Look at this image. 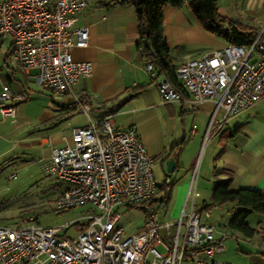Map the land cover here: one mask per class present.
Masks as SVG:
<instances>
[{"label":"built area","instance_id":"built-area-1","mask_svg":"<svg viewBox=\"0 0 264 264\" xmlns=\"http://www.w3.org/2000/svg\"><path fill=\"white\" fill-rule=\"evenodd\" d=\"M88 4L89 0H0V43L12 40L16 64L31 71L35 82L52 94L72 95L86 112L89 102L77 95L75 84L92 73L93 64L76 60L71 48L89 44V24L79 23V13ZM152 67L149 62L147 68ZM176 74L186 95L163 78L157 82L162 101H183L195 108L213 100L204 135L214 134L229 116L264 98V24L250 44L227 42L181 61ZM17 98L4 82L3 118L16 121ZM154 161L137 128L116 126L111 114L71 126L65 142L51 146L47 170L65 182L55 205L68 209L89 204L93 211L83 215L84 221L54 226L38 224L34 213L14 225L0 223V264H234L214 258L223 250L226 236L222 232L219 238L216 224L208 219L216 205L196 210L192 203L190 210L183 208L174 234L172 223L159 220L151 202L158 194ZM198 195L191 187L187 200ZM122 205L145 211L135 234L119 223ZM82 222L86 224L75 236L68 233L71 225Z\"/></svg>","mask_w":264,"mask_h":264},{"label":"crops","instance_id":"crops-1","mask_svg":"<svg viewBox=\"0 0 264 264\" xmlns=\"http://www.w3.org/2000/svg\"><path fill=\"white\" fill-rule=\"evenodd\" d=\"M242 3L245 16L254 20V16H261L254 25L246 23L259 30L264 24V0H243ZM219 12L229 15L220 1ZM163 18L164 33L176 64L227 43L201 25L188 2L180 6L167 4ZM79 23L89 24V44L85 47L74 45L71 51L76 60L91 61L93 69L89 76L79 78L75 91L77 95L87 98L89 109L87 112L81 109L70 94L57 96L58 117H70L83 111L87 121L77 125H85L90 118L111 114L116 126H135L155 161H161L165 174L162 182L156 178L158 194H163L166 178H169V189H173L174 172L180 168L185 175L193 168L195 158L186 156L200 147L214 108L213 100L206 99L195 108H190L183 101H162L157 82L166 75L154 63L152 69L147 68L151 59L139 44L135 5L121 4L119 0H89L88 6L79 13ZM11 59L12 40L7 39L0 43V91L2 84H10L17 73L22 72L27 82L34 79L31 71L13 65ZM18 83L14 89L20 97L15 100L16 104L27 95L25 83L20 79ZM262 100L264 98L242 112L229 116L222 128L212 134L211 141L217 149L220 148V153L213 169L206 173V178L211 180V189L216 181L230 179L233 188L248 187L264 192V108L259 104ZM68 107H76L77 110L69 113ZM1 117L0 114V125L5 119ZM196 118L200 119V128H190L189 121ZM71 126L64 127L63 133L58 131L43 138L44 143L48 140L51 143L50 157L51 146L63 144L70 135ZM2 135L0 127V157L8 151V142L2 139ZM170 152L171 156L167 157ZM170 158H175L177 164L172 175L168 176L167 161ZM191 187L198 191L195 182L184 180L180 184V189L187 192L185 209ZM234 207L232 203L231 212Z\"/></svg>","mask_w":264,"mask_h":264},{"label":"rangeland","instance_id":"rangeland-1","mask_svg":"<svg viewBox=\"0 0 264 264\" xmlns=\"http://www.w3.org/2000/svg\"><path fill=\"white\" fill-rule=\"evenodd\" d=\"M219 1L229 13L226 16L238 23L254 25L261 17L256 15L254 20L245 16L242 13L243 0ZM5 45L7 46V44ZM2 48L4 49V47ZM174 58L173 56V61H175ZM11 62L16 65L14 59H11ZM15 77L25 83L27 95L17 104L16 121H12L8 117L5 119L1 117L4 119L0 125L3 130L2 139L7 140L8 151L0 157V223L14 225L29 213H34L37 216V223L42 226L60 225L73 220L84 221L83 215L93 211L89 204L68 209L56 208L55 199L65 182L47 170L51 158L49 153L51 143L49 140L44 143L43 138L58 131L63 133L64 127L84 124L87 121V116L83 111H79L70 117H58L60 110L55 102L57 96H53L54 94L52 95L48 89L37 84L34 79L27 82L22 72L17 73ZM15 79L10 82V87L13 90L19 85L18 79ZM259 104L264 108V100ZM90 113L92 114L91 111ZM199 123V118L191 119L189 127L198 129L200 128ZM211 138L212 135H204L198 150L187 154V158H195L192 170L185 175H183L184 170L180 168L174 172L175 184L173 189H170L171 196L168 203H163L160 200L163 194H157L158 201L154 202V205L159 211V220L173 224L171 234L175 232L176 223L186 200L185 193L187 192L184 193V190L180 189L181 182L184 180L195 182L199 191V195L194 200L192 196L188 200L187 211L191 209L192 203L194 209L200 210L211 201V180L206 178V173L213 169L220 153V148L215 147ZM160 164L161 161L156 160L153 168L156 178L162 182L165 173ZM14 172H17L16 177L11 176ZM231 204L229 202L214 206L211 216L208 218L210 222L216 224V235L219 238H221L222 232H226L223 239L224 248L214 258L234 264H264V213L252 212L248 216L249 224L256 227L257 232L253 236H247L228 226L232 215ZM119 210L122 213L119 223L126 228L127 233L138 232L144 223V209L122 205ZM260 221L262 222L260 223ZM78 229L79 225L75 223L71 225L68 233L75 236ZM162 231L163 236L167 237L165 230Z\"/></svg>","mask_w":264,"mask_h":264},{"label":"trees","instance_id":"trees-1","mask_svg":"<svg viewBox=\"0 0 264 264\" xmlns=\"http://www.w3.org/2000/svg\"><path fill=\"white\" fill-rule=\"evenodd\" d=\"M188 2L193 14L201 25L213 34L223 38L227 42L248 45L257 36L258 29L232 20L219 12V0H119L121 4H133L136 7L139 44L143 52L148 54L151 63H154L160 71L164 72L175 87L186 95L176 74L177 64L170 54V46L164 33V8L167 4L180 6ZM68 112L76 111V107H68ZM172 152L167 154L171 156ZM171 193L169 187L163 186V203H168ZM158 201L154 197L151 202ZM234 203L235 207L228 221V226L239 230L247 236H253L257 228L250 225L248 216L252 212L264 213V192L248 187H231L230 179L216 181L211 189V201L202 208L212 205ZM201 208V209H202ZM86 223H78L84 227Z\"/></svg>","mask_w":264,"mask_h":264},{"label":"water","instance_id":"water-1","mask_svg":"<svg viewBox=\"0 0 264 264\" xmlns=\"http://www.w3.org/2000/svg\"><path fill=\"white\" fill-rule=\"evenodd\" d=\"M167 157H169V156L167 155ZM176 164H177V161H176L175 158L168 159V161H167V172H168V176H171L172 175V173L175 170Z\"/></svg>","mask_w":264,"mask_h":264}]
</instances>
